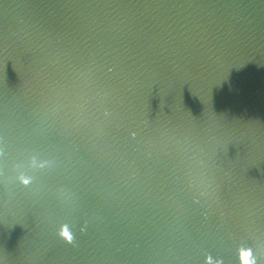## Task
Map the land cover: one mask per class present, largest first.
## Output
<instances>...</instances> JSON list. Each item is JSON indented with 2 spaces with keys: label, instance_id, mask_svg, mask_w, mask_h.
I'll return each instance as SVG.
<instances>
[{
  "label": "water",
  "instance_id": "95a60500",
  "mask_svg": "<svg viewBox=\"0 0 264 264\" xmlns=\"http://www.w3.org/2000/svg\"><path fill=\"white\" fill-rule=\"evenodd\" d=\"M247 250L264 264V0H0V264Z\"/></svg>",
  "mask_w": 264,
  "mask_h": 264
},
{
  "label": "clouds",
  "instance_id": "9594fccd",
  "mask_svg": "<svg viewBox=\"0 0 264 264\" xmlns=\"http://www.w3.org/2000/svg\"><path fill=\"white\" fill-rule=\"evenodd\" d=\"M63 235L65 237H68V233L66 231L63 232ZM69 239H70V237H69ZM241 259H242V264H257V261L254 258L253 253H252L251 250H247L245 252H242L241 253Z\"/></svg>",
  "mask_w": 264,
  "mask_h": 264
},
{
  "label": "snow or ice",
  "instance_id": "6c2138e0",
  "mask_svg": "<svg viewBox=\"0 0 264 264\" xmlns=\"http://www.w3.org/2000/svg\"><path fill=\"white\" fill-rule=\"evenodd\" d=\"M25 183H28V181L26 180Z\"/></svg>",
  "mask_w": 264,
  "mask_h": 264
}]
</instances>
